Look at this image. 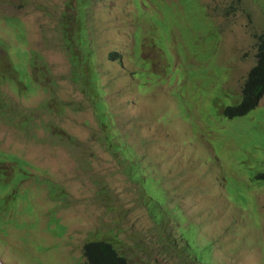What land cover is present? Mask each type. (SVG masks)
Masks as SVG:
<instances>
[{"label": "rangeland", "instance_id": "374dc122", "mask_svg": "<svg viewBox=\"0 0 264 264\" xmlns=\"http://www.w3.org/2000/svg\"><path fill=\"white\" fill-rule=\"evenodd\" d=\"M264 0H0V264H264ZM115 52V53H113Z\"/></svg>", "mask_w": 264, "mask_h": 264}, {"label": "trees", "instance_id": "16d2710c", "mask_svg": "<svg viewBox=\"0 0 264 264\" xmlns=\"http://www.w3.org/2000/svg\"><path fill=\"white\" fill-rule=\"evenodd\" d=\"M115 53V52H113ZM257 63L251 68L242 89V99L235 105H229L224 113L228 117L245 115L257 107L264 96V36H259ZM259 177L264 180V173ZM85 264H130L120 255L113 245L103 240L87 241L82 246Z\"/></svg>", "mask_w": 264, "mask_h": 264}, {"label": "clouds", "instance_id": "9594fccd", "mask_svg": "<svg viewBox=\"0 0 264 264\" xmlns=\"http://www.w3.org/2000/svg\"><path fill=\"white\" fill-rule=\"evenodd\" d=\"M260 104V103H259Z\"/></svg>", "mask_w": 264, "mask_h": 264}]
</instances>
